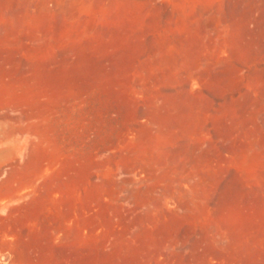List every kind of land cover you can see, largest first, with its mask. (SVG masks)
<instances>
[{"label": "rangeland", "instance_id": "374dc122", "mask_svg": "<svg viewBox=\"0 0 264 264\" xmlns=\"http://www.w3.org/2000/svg\"><path fill=\"white\" fill-rule=\"evenodd\" d=\"M0 264H264V0H0Z\"/></svg>", "mask_w": 264, "mask_h": 264}]
</instances>
